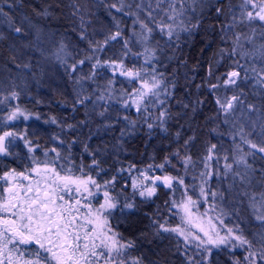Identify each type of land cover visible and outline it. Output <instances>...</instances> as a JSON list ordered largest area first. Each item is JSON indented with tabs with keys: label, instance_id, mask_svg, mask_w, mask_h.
Instances as JSON below:
<instances>
[{
	"label": "snow or ice",
	"instance_id": "6c2138e0",
	"mask_svg": "<svg viewBox=\"0 0 264 264\" xmlns=\"http://www.w3.org/2000/svg\"><path fill=\"white\" fill-rule=\"evenodd\" d=\"M97 6H103L111 19L110 25L102 29V41L96 40L94 33L91 36L88 33L89 17L95 16L93 9ZM207 6L208 0H99L98 4L97 0H71L70 14L79 20L78 28L74 27L73 31L87 48L81 49L83 58H74L72 63L67 60L70 53L64 42L54 55L70 79H73L72 73L80 70L81 74L74 78L79 91L75 93L73 110L76 105L84 106L86 110L91 105L92 113L105 118L112 107L100 101H105L106 97L112 99L110 89L114 80L109 79L103 91L91 85L95 84L98 69H111L113 77L119 70V75L127 77L134 85L131 92H125L117 101L125 110L122 117L118 113L116 118L117 122L121 118L126 122L121 139L126 132H134L141 122L150 130L157 127L167 134L168 121L173 118L168 105L176 84L160 70L167 67L162 56L171 49V55L165 58L168 61L178 59L182 44L200 30ZM215 12L221 16L222 7L216 6ZM228 14L230 19L220 27V46L215 57L217 64L225 58L230 60L233 68L223 77H215L213 83L214 66L209 64L205 83L208 93L215 97L216 112L212 119L230 126L231 150L218 152L217 144H210L205 146L198 160L193 159L188 149L195 137L190 136L183 142L184 151L177 147L164 157L163 163L150 164L139 173L144 181L151 180L150 184L133 179L132 197L117 192L116 183L120 172L131 174L135 165L118 169L117 175L109 179L98 180L100 173L107 171L98 159L101 149H90L87 142L83 143V151L92 158L88 165L84 164L83 158L79 164L73 158L72 146L78 141L66 142L61 136H54L52 139L57 140L58 145L44 150V160L38 159L36 153L40 145L29 138L27 126L20 131L15 123L20 117L24 121L29 119V114L19 105H11L12 100L19 99L20 93L14 84L6 90L0 82V104L5 100L9 102L5 108H0V113L11 108L6 115H0V163L5 157L19 155L14 150L19 147L18 141L23 142L31 161L23 171L12 168L0 176V264H144L143 256L133 255L137 247L135 241L124 238L110 219L116 211L121 217L138 211L135 195L142 198L141 204L149 202L161 186L171 190L172 196L178 190L176 186L185 189V199L165 201L171 215H180L179 224L173 226L159 206L150 217L153 237L172 243V256L180 257L181 264H209L214 249L228 254L242 250V259L233 258V264H264V167L254 166L257 160L264 162V0H239L238 5H229ZM125 18L131 21L130 35H126L122 27L126 24ZM14 31L22 33L23 30L16 27ZM257 37L260 39L258 47ZM36 39L39 41V36ZM113 42L121 46L120 58L102 60L101 54ZM136 45L140 51H134ZM35 49L44 55L39 43L35 44ZM130 56L142 58L143 63L134 62L131 68L127 67L124 60ZM85 65H90L87 75L83 74ZM16 66L20 67L19 64ZM137 83L139 86L135 87ZM246 86L253 89L254 96L260 97L259 106L248 100ZM200 87L202 85H197L198 89ZM220 89L224 90V95L220 94ZM229 90L231 95H227ZM202 103L204 101L198 99L195 105ZM196 106L192 107L193 112L197 110ZM182 107L187 109L189 105L185 103ZM133 108L138 120L127 114ZM36 119L40 117L36 116ZM50 122L57 123L55 119ZM74 127L67 125L69 130ZM104 127L110 128L112 124L108 122ZM218 128L219 123L212 131L216 132ZM179 137L177 132V141ZM50 153L54 155L50 156ZM173 159L183 168L185 176L193 173V179H199V197L209 204L208 211L199 213L200 200H193L188 195L190 186L185 185V176L149 175L153 168L163 172L168 166L177 167L172 164ZM198 167L201 170L196 175ZM257 172L262 185L259 192L251 190L252 178ZM213 180L215 188L211 183ZM229 193L237 201L231 213L225 212L222 206ZM245 202L256 222L254 225L246 224L240 216L239 208ZM172 208L178 211L172 213ZM209 211L216 213L215 219L221 224L223 218L231 214L235 215L236 221L222 235ZM204 217H208L207 226ZM246 231L250 235H246Z\"/></svg>",
	"mask_w": 264,
	"mask_h": 264
},
{
	"label": "trees",
	"instance_id": "16d2710c",
	"mask_svg": "<svg viewBox=\"0 0 264 264\" xmlns=\"http://www.w3.org/2000/svg\"><path fill=\"white\" fill-rule=\"evenodd\" d=\"M70 2L71 0H0V10H2L0 11V82L4 84L6 90L9 85L14 84L20 93L19 99L15 101L32 118L27 125V132L35 144H39L42 149H50V140L59 143L52 139L54 136H61L66 142L76 140L78 142L72 146V155L76 157V153L79 154V159L83 156L84 164L86 157H89L83 151L84 142L90 145V149H101L98 159L102 161L101 166L107 170L106 173H102L103 179L116 175L121 167L135 165V169H141L150 164L163 163L164 157L170 155L177 147L184 151L183 142L190 136L195 137L188 149L193 159L198 160L204 153L205 146L210 144H217L218 152L231 150L232 141L228 135L230 126L212 119L216 112L215 97L208 93L205 80L208 78L209 64L214 66L213 83L216 82L215 77H223L232 69L226 58L217 64L215 53L220 46V27L226 19H230L229 5H238L239 0L209 2L204 9L200 30L182 44L178 59L168 61L165 58L171 55V49L162 56L167 67H161L160 70L176 84L168 105L173 114V118L167 124L168 133L161 132L157 127L150 130L145 123L141 122L134 132H126L122 139L121 130L126 122L122 118L117 122L116 118L118 113L122 117L125 110H115L117 104L108 101L107 97L104 105H111L112 111L107 113L105 118L92 113L91 105L88 110L81 105H76V110H73L75 93L79 91V86L74 84V78L81 74L80 70L72 73L73 79H70L64 66L56 61L54 55L60 43L64 42L70 53L67 60L72 63L74 58H83L81 49L87 48V44L80 41L77 32L73 31L74 27L78 28L79 20L71 16ZM98 3L99 0H97ZM216 6L222 7L221 16L216 15ZM93 11L95 16L89 17L91 24L88 27V33L90 36L94 33V38L102 41L104 38L102 29L110 25L111 19L103 6H97ZM125 20L126 24L122 27L125 34L130 35L131 21L128 18ZM16 27L22 28V33H16L14 31ZM37 36L40 38L39 41L36 39ZM37 43L44 52L43 56L35 49ZM259 43L260 39L257 37V47ZM135 49L134 46V51ZM120 55L121 46L113 42V45L106 48L100 58L102 60L119 59ZM135 61L140 64L143 59L127 58L124 63L131 68ZM17 64L20 67H17ZM24 64H28L29 67H23ZM89 71L90 65L83 66V74L87 75ZM109 79L112 78L105 68L98 69L95 84L91 87L103 91ZM87 84L88 82L86 87ZM197 85L202 87L198 89ZM112 86L114 89L111 88V94L117 98L116 92L123 90V87L117 82ZM91 87L88 88L89 91ZM245 92L250 102L258 106L261 104L260 97L252 94L253 89L250 86L245 87ZM220 94H225L223 89H220ZM231 94L229 90L227 95ZM198 99L204 103L196 106L195 102ZM185 103L189 105L187 109L182 107ZM193 106L197 108L195 112L192 111ZM86 111H88L87 115ZM127 114L131 119H139L138 114L132 111ZM36 116L40 119H36ZM52 119H55L57 123H51ZM81 121H87V123L82 124ZM108 122L112 124V127L105 128L104 125ZM218 123V130L213 132L212 129L217 128ZM67 125L75 127L69 130ZM177 132L180 133L178 141ZM254 166L264 167V162L257 160ZM12 168L16 169L15 165L3 158V162L0 163V176ZM169 170L166 168L161 174L169 173ZM259 178L260 174L257 172L252 178L251 190L259 192L262 189ZM120 181L117 178L116 185ZM211 183L214 188L215 181ZM224 188L226 189V185ZM163 194L164 191L158 189L156 196L151 199L154 203L139 202L137 203L138 211L124 217L115 214L110 219V223L124 238L135 241L137 247L133 250V255L143 256L144 264H181L180 257L172 256L174 251L172 243L168 240L156 239L152 235L150 217L156 213L158 206L161 210L162 202H164ZM236 203L233 194L229 193L226 194L222 206L225 212L231 213ZM239 211L246 224L256 223L247 202L240 206ZM226 217L233 226L236 221L235 215ZM246 235H250V232L246 231ZM243 254L240 249L234 250L231 254L216 251L209 264H233V258L242 259Z\"/></svg>",
	"mask_w": 264,
	"mask_h": 264
},
{
	"label": "rangeland",
	"instance_id": "374dc122",
	"mask_svg": "<svg viewBox=\"0 0 264 264\" xmlns=\"http://www.w3.org/2000/svg\"><path fill=\"white\" fill-rule=\"evenodd\" d=\"M212 0H208V3L211 2ZM135 51H140V50H137L139 49V46L136 45L135 46ZM129 58H132V60H137L136 57H132L130 56ZM136 63H138L137 61H135ZM228 62L230 63V65L232 66L233 68V65H232V62L230 60H228ZM143 61L140 62V64H142ZM105 70L106 72L111 76V78L114 80V83H118L120 84L122 87H123V90L121 89L120 91H115L116 93V96L117 98H115L112 94V99L111 100H108V101H111L112 103H115L117 104L115 107L116 109L115 110H120V111H124L123 110V107L122 105L117 102L118 99L125 93V92H131L132 88H133V84L129 82L128 78L125 77V76H120L119 75V70H117V74L115 77H113V74H112V70L105 67ZM138 83L135 84V87H138ZM112 89H114V87L112 86L111 87ZM111 91V89H110ZM112 93V91H111ZM2 99V97L0 98ZM106 101V100H105ZM105 101H100L101 104H104ZM9 102L8 101H4L3 104H0V108H5L6 105H8ZM11 105H17L16 104V101L15 100H12L11 101ZM11 108L8 107L5 112L3 113H0V115H6L7 114V111H10ZM132 112L136 113L135 112V109L133 108L131 110ZM137 114V113H136ZM32 120V118L29 116V119L27 121H24L22 117H20L15 123L18 127V130L20 131H24L25 130V126H27L30 121ZM156 127H154L153 129H155ZM50 138V137H48ZM51 139V138H50ZM19 147L14 149L16 152L19 153V155L17 157H5L10 163H12L13 165H15L16 167V170L17 171H23L25 169V166H27L28 164L31 163V161L27 158L28 157V153H27V149L24 148L23 146V142L22 141H18L17 142ZM51 145V148L54 147V146H57L58 143L57 142H53L52 140H50L49 142V146ZM44 150H47V149H42V147H40L38 150H37V158L40 159V160H44L45 157L43 155V152ZM75 154V152H74ZM51 155H54V153H50V156ZM79 154L76 153V157L73 156V158L76 160V162L79 164V161H81V159L83 158V156H81V159H79L78 157ZM87 159H85V165H88L90 164V160H91V157H86ZM84 159V158H83ZM172 164H176L177 167H172V166H168L166 168L170 169L169 170V173H162L161 174V171L157 168H153L152 170L149 171V175L150 176H154V175H181V176H185V173L183 171V168L179 166L178 162L173 159V162ZM122 169H128V167H121ZM120 168V169H121ZM147 167L145 168H141V169H133V171L131 172V174L128 172V171H122L119 173V175L117 176L118 179H120L121 181L118 182V184L116 185V191L117 192H121L123 193V195L125 196H129V197H132L133 196V189H132V182H133V179H137L139 181H143L144 184H150L151 183V180H148V181H144L143 180V177L139 175V173L145 169H147ZM178 169H179V172H178ZM201 169L200 168H197L196 171H195V174L198 175V172L200 171ZM85 171H87V169H85ZM159 173V174H158ZM77 175H80V173H76ZM93 176H95V173H92ZM117 175V174H116ZM100 178H102V173H100V177H97V179L99 180ZM103 179V178H102ZM215 181V180H214ZM2 183V182H0ZM27 183V182H25ZM200 181L199 179H193V173H189L188 175L185 176V185H189L190 187H188V195L191 196L193 198V200H200V202L198 203V209H199V213L200 214H203L205 211H208L209 210V204L207 203H203L202 202V198L199 197V185ZM125 185H127V187H125ZM194 186V187H193ZM177 187V191H175L174 193V196L170 195V191L169 189L167 188H163L162 186L159 187L158 189H161L164 191V198L162 199L164 202H162V207H161V213L163 215H165L168 219H169V222L175 226L176 224H179L180 223V215H171L169 212H168V207L169 206H166L165 205V201H169L170 199H175L177 202L181 201L182 199H185L186 197H184L183 193L185 191L184 187L183 186H176ZM215 188V187H214ZM157 189V190H158ZM155 197V196H154ZM154 197H152L151 199H153ZM123 198V196L121 197ZM102 199V198H101ZM141 197H139V195H135V202L136 203H139L141 201ZM178 210L176 208H172L171 209V212L172 213H176ZM195 212V209L193 210ZM115 214H119L118 211H116ZM209 216H212L214 219H213V223L216 224V227H217V230L221 231V234L223 235L224 234V231L227 229V227H231L232 225L228 222V219L227 217L225 216L223 218V224L220 223V221L218 219H215V216H216V213L215 212H212V211H209ZM207 219L208 217H204V221H205V226H207ZM192 231H196L195 229H192ZM202 235V234H201ZM216 251H219L217 249H214L213 250V253L216 252Z\"/></svg>",
	"mask_w": 264,
	"mask_h": 264
}]
</instances>
